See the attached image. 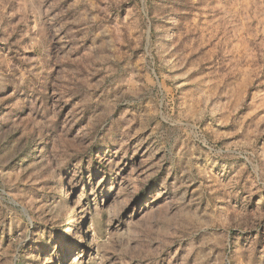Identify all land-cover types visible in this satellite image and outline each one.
Here are the masks:
<instances>
[{"label": "rangeland", "instance_id": "1", "mask_svg": "<svg viewBox=\"0 0 264 264\" xmlns=\"http://www.w3.org/2000/svg\"><path fill=\"white\" fill-rule=\"evenodd\" d=\"M0 264H264V0H0Z\"/></svg>", "mask_w": 264, "mask_h": 264}]
</instances>
